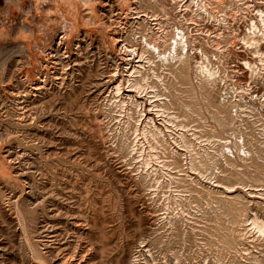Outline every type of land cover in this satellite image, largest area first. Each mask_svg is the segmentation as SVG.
<instances>
[{"label":"rangeland","instance_id":"rangeland-1","mask_svg":"<svg viewBox=\"0 0 264 264\" xmlns=\"http://www.w3.org/2000/svg\"><path fill=\"white\" fill-rule=\"evenodd\" d=\"M71 1L0 0V264H264V0Z\"/></svg>","mask_w":264,"mask_h":264},{"label":"bare ground","instance_id":"bare-ground-1","mask_svg":"<svg viewBox=\"0 0 264 264\" xmlns=\"http://www.w3.org/2000/svg\"><path fill=\"white\" fill-rule=\"evenodd\" d=\"M36 1H38V0H36ZM40 1H42V0H40ZM51 1H53V3H54V8L55 9H57L58 8V6H57V4H56V2L58 3V4H60V5H63L64 7H66L67 8V10H69L71 13H72V9H71V7H72V4H73V2L71 1V0H51ZM82 2H84V3H86L88 0H81ZM198 3V2H197ZM200 4V3H199ZM27 35L26 34H24V33H22L21 34V37L22 38H25ZM251 66V65H250ZM243 87V86H242Z\"/></svg>","mask_w":264,"mask_h":264}]
</instances>
